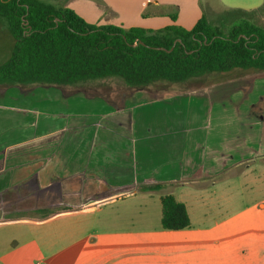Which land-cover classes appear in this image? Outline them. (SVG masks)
<instances>
[{"label":"crops","instance_id":"1","mask_svg":"<svg viewBox=\"0 0 264 264\" xmlns=\"http://www.w3.org/2000/svg\"><path fill=\"white\" fill-rule=\"evenodd\" d=\"M42 1L96 26L264 27V0ZM14 41L0 44L3 63ZM199 79L116 102L88 91L122 83L110 80L0 85V264H264V72ZM150 185L162 187L141 191ZM166 195L190 228H162Z\"/></svg>","mask_w":264,"mask_h":264},{"label":"trees","instance_id":"2","mask_svg":"<svg viewBox=\"0 0 264 264\" xmlns=\"http://www.w3.org/2000/svg\"><path fill=\"white\" fill-rule=\"evenodd\" d=\"M0 18L15 40L12 55L0 65V85L64 87L118 78L142 90L234 69L264 72V27L244 17L228 27L202 16L191 30L176 24L157 31L124 29L89 24L73 10L42 0H0ZM171 18L176 21V15ZM161 203L163 229L191 227L184 203L173 195Z\"/></svg>","mask_w":264,"mask_h":264},{"label":"rangeland","instance_id":"3","mask_svg":"<svg viewBox=\"0 0 264 264\" xmlns=\"http://www.w3.org/2000/svg\"><path fill=\"white\" fill-rule=\"evenodd\" d=\"M0 32H2L3 34L6 35L5 38H4V40L2 42H0V44L9 45L10 40H12V42H13L14 39H13L11 33L9 32L8 28H7L5 19H3V18H0ZM14 43H15V41H14ZM3 62H4V56L1 57V55H0V64L3 63ZM218 74L220 75L222 73H218ZM104 80L105 81L110 80V81L115 82V83H118V84L122 82L118 78L101 79V80H96V82H101V81H104ZM85 82H89V81H85ZM85 82L73 83L71 85L73 86V85L79 84L80 86H82V84L85 83ZM203 83H204V81H200V79L198 80V78H195V79H193L190 82L187 81L185 83H173V84L160 83V81H159L158 83H154V84L150 85L149 88L150 89H153L152 92L153 93H156L157 96L161 97L164 94H167L168 91L170 93H175V92H177V91H179L181 89H188V88L190 89L191 87H197L199 85H202ZM121 84H123L125 87H123ZM121 84H120L119 87L118 86H113L111 84H103L102 86L97 87L96 89H93V90H89L88 89V91H91V94L94 97L100 95V96H104L106 98H110V99H112V100H114L116 102L117 100H120V98H122V96L124 94H127V92H129V91L132 90L124 82H122ZM157 84H160V85H157ZM25 85H27V84H25ZM166 85H168L169 87L167 86L168 88H166L165 87ZM165 92H167V93H165ZM162 99H164V98H162ZM168 109L170 111L173 110V109H170V108H168ZM155 112L156 111H151L150 113H155ZM231 180H247V178H245L243 176H241V177H239V176H233V177H231ZM238 183L239 182L237 181V183L234 184V187H233V189H234L233 192H235V193H237L238 191H242L241 190V187L236 190V188L238 186ZM166 189H168V188H166ZM166 189L157 192V195H159V194L165 195L167 193L166 192ZM246 193L247 194H245V198H249V197H251L250 195H255L256 194V193L253 194V192L252 193H249V191H246ZM223 194H225V192L222 193V195ZM241 203H243V202H241V201H237L236 202L237 205H240ZM193 217L195 218V216H193Z\"/></svg>","mask_w":264,"mask_h":264},{"label":"water","instance_id":"4","mask_svg":"<svg viewBox=\"0 0 264 264\" xmlns=\"http://www.w3.org/2000/svg\"><path fill=\"white\" fill-rule=\"evenodd\" d=\"M175 43H177V42H175ZM159 49L164 50L163 48H159ZM170 51H171V50H170Z\"/></svg>","mask_w":264,"mask_h":264}]
</instances>
